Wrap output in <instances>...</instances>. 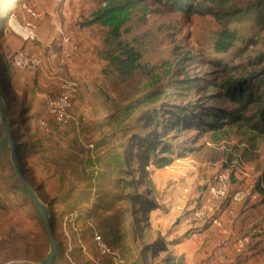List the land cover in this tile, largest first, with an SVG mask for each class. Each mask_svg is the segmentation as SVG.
<instances>
[{"label":"rangeland","instance_id":"1","mask_svg":"<svg viewBox=\"0 0 264 264\" xmlns=\"http://www.w3.org/2000/svg\"><path fill=\"white\" fill-rule=\"evenodd\" d=\"M228 1L244 8L254 0ZM110 6L116 11L107 13ZM28 21L35 40H23L17 30L16 22ZM115 27L141 56V68L127 79H119L105 58V38ZM223 29L234 40L220 52L215 45ZM61 31L76 44L74 56L60 55ZM17 51L43 61L40 68L22 70V83L12 63ZM220 64L228 70L221 71ZM260 72L262 17L186 16L165 0H0V79L7 86L10 78L17 87L24 84L19 97L7 89L6 100L26 176L53 212L60 245L54 264H264L250 255L258 232L249 224L258 203L245 198L235 203L231 197L241 188L233 168L264 163V136L255 138L253 148L254 132L247 129L224 127L226 134L214 136L190 127L180 134L162 132V123L188 103L230 108L229 101L209 99L218 84ZM186 75L199 84L169 86ZM67 89L73 119L62 126L47 105ZM154 116L161 124L157 135L150 124ZM0 135L5 137L1 128ZM162 142L171 151L162 152ZM2 152L0 264H41L50 250L49 236L34 201L21 190L9 146ZM164 156L172 158L169 164L151 165ZM218 172L229 175V188L226 197L211 200L207 188ZM204 204L210 211L194 220L193 212ZM96 235L110 248L108 255L96 248ZM244 238L247 243L240 247Z\"/></svg>","mask_w":264,"mask_h":264},{"label":"trees","instance_id":"2","mask_svg":"<svg viewBox=\"0 0 264 264\" xmlns=\"http://www.w3.org/2000/svg\"><path fill=\"white\" fill-rule=\"evenodd\" d=\"M165 1L172 3L173 6L177 7L186 16L192 14L210 15L219 20H230L234 18L239 21L247 19L248 16L257 17V19L262 17V24L264 25V0H254L244 8L231 6L228 4V0ZM115 8L116 6H110L106 8V12H114L116 11ZM87 24H92V22L89 21ZM110 33V39L105 38V43L108 42L109 45L105 53V58L108 60L110 67H112L119 79H127L141 68L140 52L132 44L124 42L120 38L118 27L112 29ZM233 40L234 34L227 29H223L215 48L220 52H225L231 47ZM112 42H114V44L110 45ZM184 59L188 60L189 58L188 56H184ZM220 67V70L223 72L228 70L225 64H220ZM196 83L199 84L198 79L193 80L186 75L183 80H174L169 86L181 84L184 85V87L190 88L192 85H196ZM4 85L7 89V84ZM217 87L219 89L218 92L215 94L212 93L209 99L211 102H218L221 99L229 101L233 104L230 108H224L214 103L208 106H196L192 108V104L188 103L186 106L178 108V112L171 113L172 118L162 123L163 135H168L170 130L174 131V134H180L182 130L188 127L195 129L198 134L205 131L212 132L213 136L226 134V127L247 129L248 131L254 132L249 138L252 143L251 146L254 148L255 138L264 136V72L247 76H231L220 82ZM4 96L6 98V94H4ZM152 98V95H148L146 100H152ZM132 107L133 105L129 106L130 109ZM250 107H254L255 110L250 112ZM197 109L199 110L197 111ZM11 123L13 127L12 119ZM150 124H154V131L157 135V128L161 124L157 122L155 116L150 118ZM16 144L20 159L22 160V146L17 142ZM162 144V152L171 151L169 144L164 142H162ZM7 146V139L0 135V152H2L3 147L7 148ZM149 149V154H152L154 148L150 147ZM121 158L122 157H118L119 162ZM171 159L170 156H164L154 160L151 165L164 166L169 164ZM21 190L26 194L28 193L23 186ZM254 190L261 196V200H264V168L255 182ZM156 248L157 247L152 248L153 251H155Z\"/></svg>","mask_w":264,"mask_h":264},{"label":"built area","instance_id":"3","mask_svg":"<svg viewBox=\"0 0 264 264\" xmlns=\"http://www.w3.org/2000/svg\"><path fill=\"white\" fill-rule=\"evenodd\" d=\"M31 18H36V13L28 9L27 10ZM22 25V24H21ZM12 28V27H10ZM14 29V28H12ZM24 31L21 34L23 40H35V27L32 21H28L22 25ZM59 47L60 55L64 57L74 56L77 52V46L73 42L71 36L63 33L62 31L59 34V42L57 43ZM52 57H55L56 54H52ZM13 65L21 70H31L40 68L43 64L42 59L39 56L27 53L25 51H17L12 55ZM47 110L52 118L60 125L65 126L69 124L73 119V110H72V95L70 94L69 89L63 91L58 97L53 100H50L47 105ZM40 128L45 129V122L40 123ZM229 188V175L225 172H218L212 184L207 188L208 196L211 200H219L227 196ZM232 200L237 203L244 198V195L237 191L232 196ZM210 201V200H209ZM210 211V206L204 204L197 208L192 217L194 220H202L205 218L207 213ZM96 248L103 255H108L110 253V248L104 243L99 235L94 236L93 238ZM247 243V238L239 241V246L242 247ZM248 264H261L258 262H249Z\"/></svg>","mask_w":264,"mask_h":264},{"label":"water","instance_id":"4","mask_svg":"<svg viewBox=\"0 0 264 264\" xmlns=\"http://www.w3.org/2000/svg\"><path fill=\"white\" fill-rule=\"evenodd\" d=\"M6 91L4 82L0 79V128L3 130L5 134V138L7 139L8 146L10 148V154L12 159V164L16 170V173L23 185V187L27 190L28 194L32 198L39 213V216L42 220V223L45 226L46 232L50 239V250L47 257L41 264H54L56 258L59 256L60 245L57 242L54 235L53 228V212L50 210L49 206L45 204L39 195L37 194L33 185L29 182L25 168L23 163L21 162L17 144L15 139V134L13 131L11 119L9 116V108L6 102V98L4 96ZM12 264H29L25 262H15Z\"/></svg>","mask_w":264,"mask_h":264},{"label":"crops","instance_id":"5","mask_svg":"<svg viewBox=\"0 0 264 264\" xmlns=\"http://www.w3.org/2000/svg\"><path fill=\"white\" fill-rule=\"evenodd\" d=\"M8 25H10V23ZM18 73H19V78H18L19 81L21 83L25 82V75L23 74V71L20 69ZM23 85L24 84H22V86L18 85L19 87H17L16 81L10 78L8 80L7 89L8 91L13 90L14 92H16L17 93L16 97H19L21 95L20 94L22 92L21 87H23ZM32 110L33 109H30V111ZM263 168H264V163L258 166L256 164L251 165L250 162H247V165L243 166L242 169L233 168L234 170L233 175L238 179L237 182H239V186H241V188H239L238 191L244 195L245 200H249L248 201L249 204H252L254 202L258 203V205L252 209L255 212V214L251 218L253 222L249 224V228H251L253 231L257 230L258 232L256 234V237H254V239L252 240L253 247L250 248V255L251 258H255V259L257 258L258 261L263 260L264 262V200H261V196L257 194L256 191L254 190L255 182L259 177V175L261 174ZM253 225H257L258 226L257 229Z\"/></svg>","mask_w":264,"mask_h":264},{"label":"bare ground","instance_id":"6","mask_svg":"<svg viewBox=\"0 0 264 264\" xmlns=\"http://www.w3.org/2000/svg\"><path fill=\"white\" fill-rule=\"evenodd\" d=\"M10 19V18H9ZM8 24H9V22L7 23H5V25L3 26V29H2V31L3 32H6L7 31V28H8ZM16 26H17V30H19V32L21 33V34H23L24 33V31H23V29H20L21 27H22V25H20L18 22H16ZM21 26V27H20ZM11 27V26H10ZM9 27V28H10Z\"/></svg>","mask_w":264,"mask_h":264}]
</instances>
